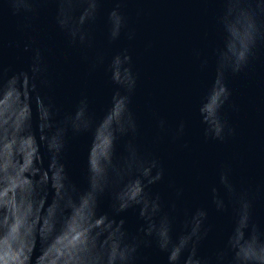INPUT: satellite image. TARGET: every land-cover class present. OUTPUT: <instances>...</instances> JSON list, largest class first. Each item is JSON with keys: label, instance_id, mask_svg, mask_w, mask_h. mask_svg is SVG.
<instances>
[{"label": "water", "instance_id": "obj_1", "mask_svg": "<svg viewBox=\"0 0 264 264\" xmlns=\"http://www.w3.org/2000/svg\"><path fill=\"white\" fill-rule=\"evenodd\" d=\"M0 264H264V0H0Z\"/></svg>", "mask_w": 264, "mask_h": 264}]
</instances>
